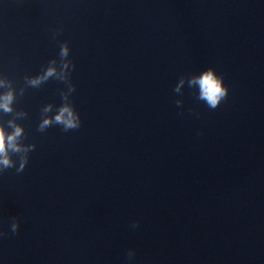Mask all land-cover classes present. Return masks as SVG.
<instances>
[{
	"label": "water",
	"instance_id": "obj_1",
	"mask_svg": "<svg viewBox=\"0 0 264 264\" xmlns=\"http://www.w3.org/2000/svg\"><path fill=\"white\" fill-rule=\"evenodd\" d=\"M50 66L74 92L26 85ZM0 77L35 145L0 172V264H264V0H0ZM61 93L80 127L38 131Z\"/></svg>",
	"mask_w": 264,
	"mask_h": 264
},
{
	"label": "clouds",
	"instance_id": "obj_2",
	"mask_svg": "<svg viewBox=\"0 0 264 264\" xmlns=\"http://www.w3.org/2000/svg\"><path fill=\"white\" fill-rule=\"evenodd\" d=\"M69 46L67 42H64L60 46V60L63 62L62 67L65 70H69L70 66L74 68L69 56ZM55 60L50 61V65H55ZM70 71L66 76H59L56 68L50 66L44 72L42 76H26L25 82L27 86L39 87L42 83H45L50 78H56L61 81H67L69 83V93L75 91L74 85L69 81ZM183 77L180 80V84L176 85L174 91L180 93V86L183 84ZM189 88H197V99L203 101L210 109H216L220 103L228 96L229 89L224 83L222 75L218 74L213 67H209L198 75H193L188 79ZM0 88H7V91L0 92V112L4 114H12L15 117L24 118L27 116L26 112H17L13 107V104L17 98V92L13 86V82L6 77H0ZM25 89L19 90V95L24 94ZM63 101L62 106L58 109L57 114L54 117H44L39 126L38 131L43 132L47 128L53 125L62 126L64 131L77 129L80 127V117L69 102L68 96L61 93ZM183 101L176 100L177 106L182 105ZM51 111V105H48L43 109V113ZM8 126L13 129L11 133L4 130L3 124L0 123V172L16 167V161L12 158L13 155L19 157V167H16L17 172H22L28 163V153L35 149L34 144H28L24 146L20 143L21 139H25L24 128L15 123L14 119L7 121ZM19 221L15 218L11 222V231L15 233L18 230ZM133 252L130 250L129 256L131 257Z\"/></svg>",
	"mask_w": 264,
	"mask_h": 264
}]
</instances>
